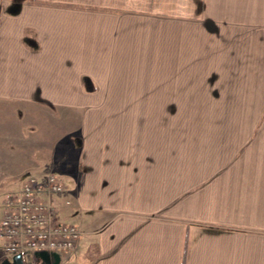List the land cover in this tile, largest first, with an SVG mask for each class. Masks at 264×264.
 I'll return each instance as SVG.
<instances>
[{"label":"crops","instance_id":"obj_1","mask_svg":"<svg viewBox=\"0 0 264 264\" xmlns=\"http://www.w3.org/2000/svg\"><path fill=\"white\" fill-rule=\"evenodd\" d=\"M263 35L264 0H0V97L159 102L77 110L101 149L54 196L57 218L83 234L62 264H264ZM177 82L191 83L192 120L226 91L215 106L225 124L193 133L191 189L176 181L169 205L157 187L168 177L162 126L178 107L162 99ZM36 162L23 172L49 173Z\"/></svg>","mask_w":264,"mask_h":264},{"label":"rangeland","instance_id":"obj_2","mask_svg":"<svg viewBox=\"0 0 264 264\" xmlns=\"http://www.w3.org/2000/svg\"><path fill=\"white\" fill-rule=\"evenodd\" d=\"M174 70L180 72L183 69L175 68ZM176 75L177 73L175 76ZM262 77V82H260L261 85L264 83V75ZM176 78L182 80L181 82L189 79L185 74H178ZM240 78H244V75L240 76ZM252 79L255 81V78ZM181 82L172 83L173 89L169 90V97L165 100L162 99L163 108L167 106V109L171 110V107H178L177 113H169L167 115L166 126H162V134L166 131L167 147L166 152L163 154L167 155L168 177L166 183L158 184L157 187L162 192L166 191L169 205L170 203L174 204L176 200V181L184 184L186 189L185 193L191 189L193 150H195L191 145L193 133H198L199 128H202L203 125L207 127L209 123L219 124L220 126H216L219 129L225 124V119L223 120L224 115L217 112L222 109H216L217 107L215 106L218 105L219 107L224 105V100L221 96L226 95V91L220 92L218 99L214 100L213 103L215 104L211 105V107H214V110L211 113H209V109H207V107L209 108V106L206 105L209 102L207 97L199 100L200 103L204 104V108L207 110H202V113L196 116L197 119L195 118L192 120V100L185 98L186 96L184 97V95L188 96L191 92V83L186 84ZM182 84L184 86H182ZM204 85L207 87L206 84ZM231 85L232 87L235 86L234 88H236V86L240 88L243 84L240 85L239 82H236ZM186 90H189V92H186ZM183 91L184 95H182ZM14 93V90L9 91L10 95L7 97H0V218L4 213L5 199L19 190L24 177L28 174L23 172L24 169H22L25 164H29V166L35 165L33 162L37 160L38 163H36L39 165V174L52 172L59 177H62V174L72 176L75 174L74 171L82 169L83 164L80 161L81 158L82 160H86L87 158L93 160L95 155L92 153V149H101L99 146L101 142L88 138L94 135L95 131L80 130L79 125L84 115H78L76 113L77 110L80 112V110H84L87 106H108L114 108L133 106H140L143 108L148 106L151 108V106L159 104V102L154 100L128 98L85 99L83 103L81 99L68 100L58 99V97L45 100L39 98L29 99L16 98L13 96ZM210 100L212 101L213 98L211 97ZM60 107L67 109V112L71 111L70 121L67 120L68 113L64 114ZM87 117L91 120V118H99L102 116L94 114L88 115ZM150 117L153 118V116ZM140 122V126H135L137 129H142V121ZM146 123L150 126L154 125V121H147ZM89 125L91 128L94 127L91 125L90 121L88 127ZM180 128L183 132H181ZM70 129L72 131H70ZM85 134H88L86 135L87 140ZM83 142L86 144V152L84 151V155L82 151L85 149V147L82 146ZM91 144L93 145L91 146ZM96 144L98 145L96 146ZM157 153H159V151H157ZM50 154L55 157V162L48 164L46 162V157ZM21 160L25 162L24 165ZM156 164V167H159L160 163L156 162ZM153 167H155L154 162L146 164L145 166L147 169ZM159 169L160 168H154L152 173L160 171ZM28 170L32 171L31 169ZM172 213L174 214V212ZM6 250L4 239L0 236V261L2 260L3 252L5 253ZM63 254V252H59V254L56 255L58 257V262L56 264H62L63 260L61 258ZM29 258L31 260V257Z\"/></svg>","mask_w":264,"mask_h":264},{"label":"built area","instance_id":"obj_3","mask_svg":"<svg viewBox=\"0 0 264 264\" xmlns=\"http://www.w3.org/2000/svg\"><path fill=\"white\" fill-rule=\"evenodd\" d=\"M64 190L55 173L28 175L16 195L11 196L0 219V235L13 252L73 251L81 239L79 227L54 214L51 196ZM31 255L28 264H36Z\"/></svg>","mask_w":264,"mask_h":264},{"label":"water","instance_id":"obj_4","mask_svg":"<svg viewBox=\"0 0 264 264\" xmlns=\"http://www.w3.org/2000/svg\"><path fill=\"white\" fill-rule=\"evenodd\" d=\"M38 255L43 259L45 264H56L58 257L56 253H48L46 251L38 252ZM2 264H24L22 253L18 252L11 256V258H5Z\"/></svg>","mask_w":264,"mask_h":264},{"label":"flooded vegetation","instance_id":"obj_5","mask_svg":"<svg viewBox=\"0 0 264 264\" xmlns=\"http://www.w3.org/2000/svg\"><path fill=\"white\" fill-rule=\"evenodd\" d=\"M11 196V195H10ZM9 196V197H10ZM9 197H7L6 199H5V202H6V200L9 198ZM4 206H5V203H4ZM1 236V235H0ZM2 237V236H1ZM8 252H9V250H8ZM9 257H11L10 256V254H6L5 256L4 255H2V260L0 261V264H2V261L5 259V258H9Z\"/></svg>","mask_w":264,"mask_h":264}]
</instances>
